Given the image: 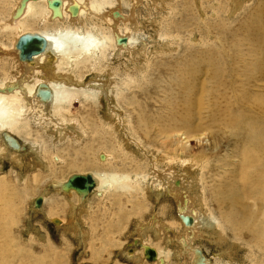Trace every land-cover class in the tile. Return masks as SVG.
<instances>
[{
	"label": "rangeland",
	"instance_id": "obj_1",
	"mask_svg": "<svg viewBox=\"0 0 264 264\" xmlns=\"http://www.w3.org/2000/svg\"><path fill=\"white\" fill-rule=\"evenodd\" d=\"M13 3L14 0L0 1V13L4 17ZM261 7H264V0H241V2L239 0H158L157 9L162 15H167L161 20L159 30L153 36L158 43L144 44L148 46L146 48L151 59L148 61L150 67L144 79L133 69L130 68L128 71L141 84L140 89H126L119 80L121 77V71L118 70L119 63L111 59L107 63L109 58L106 61L100 59L95 66L88 67L89 69L69 70L73 73L69 74L72 80L75 75L80 74V77L82 74L81 81L74 80L81 87H86L94 80L95 85L109 84L105 88L107 92H99L89 102L83 99L75 101L71 108L62 114L68 123H66L67 129L73 127L75 133L80 135V128L85 131V137H82L80 143L73 136L60 142L58 130L63 131L64 126L58 125L55 131L50 129L54 128L52 124H38L31 117L34 113H29L26 117L31 124L30 136L10 134L18 144L24 145L25 151L16 152L19 165L12 162L9 156L0 155V192H6L0 195V264H148L149 262L139 259L140 254L136 255L137 260L129 258L132 253L139 251L144 236L148 244L159 245L169 253H175L179 249L172 238L182 232V229L176 220L178 217L176 200L164 190L152 191L146 196L135 190L114 191L103 199L91 194L85 199L87 201L80 203L74 191H70V195L59 193L53 186V182L65 181L72 175H86L96 171L122 173L137 171L140 175L149 174L156 162L159 173L167 171L168 167V170H175L176 181L182 187L179 192L185 193L192 199L194 205L201 203L207 206L215 221L220 223L224 231L222 234L224 241L219 242L217 237L211 235L214 230L200 228L197 234L201 236L194 246L196 249L200 248L209 260L208 264H229L228 260L231 261L230 264H264V235L263 237L261 235L264 231V197L259 190H253L251 179L254 157L252 152L261 154V150L251 146V152L249 147V143H254L255 138L264 142V117L260 112L264 108V102L253 103L255 98L264 97V78L256 76L260 70H264V24L260 21L254 24L251 18L254 11ZM233 9L237 10L234 14H232ZM34 20L38 19H29L30 22L26 25L27 32L41 34L55 27L56 24L53 21L38 23ZM85 23L87 24V20ZM58 26L64 25L62 23ZM238 27L247 29L246 34ZM143 33L145 36L150 35L145 27ZM160 34L171 35L168 38L169 44L162 40L163 36ZM1 37L0 41L4 40V43L10 39L6 33L0 34ZM217 43L224 44L225 48L212 50L211 65L213 72L217 74L215 75L210 74L209 64L203 62L205 58L202 48H206L207 45L212 47L213 44L217 46ZM162 44L165 45L164 48ZM217 50L222 53H217ZM195 52L196 59H191L192 53ZM2 58L0 73L5 75L0 79L7 77L14 80L18 74L16 70L9 71L12 62ZM48 68L53 70V64L48 63ZM205 68L208 70L206 71ZM232 71L238 73V78H232ZM113 72L115 76L110 78L108 75ZM98 73H101V76H97ZM107 96L108 100H106ZM242 96L250 98L249 102L244 103L245 105L238 103L243 101L240 99ZM226 114L241 116V124L237 131L231 130L225 124ZM111 117L117 125L115 131L103 125L109 123ZM56 119L63 118L57 116ZM43 143H46L48 152H53L62 159L61 165L46 172L40 169L37 163L38 159H43L41 156ZM104 151L109 155L105 162L108 164L99 162L101 165L95 166L97 156ZM45 157L50 155L47 153ZM31 159H33L32 164ZM38 172H41V176H37L39 183L37 185L33 181V176ZM46 192L47 200L41 206L43 209L40 207L38 211L34 206L35 201ZM34 210L38 211V214H35ZM49 217L65 222L60 228ZM69 221H74L78 226L76 234L69 229L71 227ZM143 223L146 230L142 228L141 232L137 230V226L144 225ZM141 234L143 238L139 237ZM228 248L233 250L229 256L226 253ZM170 256L165 264H177V261L181 264L183 262L190 264L188 257L184 256V259L180 257L177 260L173 254Z\"/></svg>",
	"mask_w": 264,
	"mask_h": 264
},
{
	"label": "bare ground",
	"instance_id": "obj_2",
	"mask_svg": "<svg viewBox=\"0 0 264 264\" xmlns=\"http://www.w3.org/2000/svg\"><path fill=\"white\" fill-rule=\"evenodd\" d=\"M4 2L5 0H0ZM54 1L59 2V7L58 8H53L52 3ZM157 1L158 0H14V3L9 6V12L8 14L4 17L3 14L0 13V34L6 33V35L10 36V39L4 43L3 41H0V59H9V62L11 63L9 66V71L10 69L16 70L15 72L18 74V76L14 77L15 79L11 80V78H4L0 79V98H7L14 102L15 107L17 112L22 113V115L17 118V119H0V155H3L5 157L9 156L11 158V161L18 164L19 159L16 154L19 150H24L25 147L24 145L16 144L13 145L11 143V136L10 134L13 135H22L25 134L26 136H30L31 132L30 127L31 124L29 122V118H26L29 116V113H34L33 116H31L33 119H35L38 124H52V127L50 129H57L58 125H63L64 130L59 131L58 134L60 137L58 138L59 141L61 142L64 139H68L69 136H73L75 140L80 143L82 137H85V131L81 130V135L79 133H75V130L73 127H69L67 129V122L64 120V116L62 115L63 113H66L69 108L73 105L75 101H80L83 99L85 102H89L93 97H96V95L99 92L106 93V89L109 84L106 86V84H101L97 83L98 85H95L96 81H92L93 83L88 84L86 87H81L80 84L78 83L79 81L82 80V74L79 77V75H75L73 77L74 81L70 78L69 70H76V69H89L88 67L90 66H95L100 59L107 60L108 61L114 60L117 63H119L118 70L121 71V77L119 78L120 82H122V85L126 87L128 90H134V89H140L141 84L138 83V80L132 75L128 73L129 69H133L134 71L138 72L141 74V78L144 79L147 71L150 67V64H148L149 61V51L146 48L144 44L149 43V44H157L158 40L153 37L155 32L159 30V26L161 23V20L166 17L167 14L162 15L160 10L157 9ZM170 1V0H169ZM228 1V0H227ZM241 2V0H239ZM192 2V1H191ZM232 2V1H231ZM235 2V1H233ZM246 2V1H245ZM198 4V2H197ZM203 4V2H202ZM241 4V3H240ZM6 5V4H5ZM177 5V4H176ZM193 5V4H192ZM230 5V4H229ZM233 5V3H232ZM174 6V5H173ZM145 7V8H143ZM175 7V6H174ZM178 7V6H177ZM180 7V6H179ZM198 7V6H197ZM200 7V6H199ZM233 7V6H232ZM241 7V5H240ZM73 8L77 9L76 16L72 14ZM160 8V7H159ZM227 8V7H226ZM164 9V8H162ZM239 9V8H238ZM253 9V8H252ZM194 10V9H193ZM232 10V9H231ZM234 10V9H233ZM168 11V10H166ZM237 10L235 9L234 12ZM172 12V11H171ZM170 12V13H171ZM200 12V11H199ZM165 13V12H164ZM175 13V12H174ZM231 13V12H230ZM201 14V13H200ZM204 14V13H203ZM202 14V15H203ZM212 14V13H211ZM171 15V14H170ZM214 15V14H213ZM248 15V14H247ZM242 16V15H241ZM250 16V15H249ZM171 17V16H169ZM178 17V16H177ZM38 19L37 21L34 20V22L38 23H43L45 22H55L56 24L54 25L55 27H52V29L59 27V24H62L66 26V24L71 25V26H88V25H96L101 31H103L106 35L110 37V42L108 44V47L106 51L97 59L88 62V63H83L80 66H67L65 65L59 58L56 56L52 55L51 53L41 55L39 53L38 55L34 56L30 61H21L19 60L18 52L15 49L16 42L18 39H20L22 36H26L27 34L30 35H40V33L37 32H27V27L26 25L29 24V19ZM175 18V17H174ZM180 18V17H179ZM233 18V17H232ZM240 18V17H239ZM252 21L254 24L256 22H261L264 24V7L259 8L258 10L254 11V14L251 16ZM248 23H249V18ZM87 20V24L85 21ZM168 20V19H167ZM33 21V20H32ZM165 21V20H164ZM236 22V21H235ZM66 23V24H65ZM243 23V22H242ZM247 23V24H248ZM147 24V25H146ZM237 24V23H235ZM181 25V24H180ZM238 25V24H237ZM260 25V24H259ZM236 26V25H235ZM148 32L150 35H144L143 30ZM201 27V26H200ZM245 27V26H244ZM239 30H242L243 33L246 34L247 29L241 27H238ZM152 32V33H151ZM239 32V31H238ZM160 33V32H159ZM152 34V35H151ZM163 36L162 40H165L168 43V38L171 36L170 34H160ZM5 36V35H3ZM159 36V35H158ZM220 36V35H219ZM245 36V35H244ZM249 36V35H248ZM6 38V37H5ZM162 38V37H160ZM236 38V37H235ZM251 39V37H249ZM258 38V37H257ZM261 38V36H260ZM2 37L0 38V40ZM8 39V38H7ZM159 39V38H158ZM176 39V38H175ZM255 39V38H254ZM253 39V40H254ZM161 40V39H160ZM217 40V39H216ZM231 41V40H230ZM237 41V40H236ZM241 41V38H240ZM245 41V38H244ZM245 43V42H244ZM165 44V43H164ZM169 44V43H168ZM217 46L212 45L210 47L209 45L206 46V48H202L204 52V60L203 62H207L210 66V74H216V72H213L212 65H211V56L213 54V49L215 48H225L224 44L217 43ZM257 44V43H256ZM166 45V44H165ZM162 44V47L165 46ZM258 45V44H257ZM159 46V45H158ZM157 46V47H158ZM228 46V45H227ZM241 46V45H239ZM263 46V45H262ZM148 47V46H147ZM169 47H172L169 45ZM176 47V46H174ZM231 47V46H230ZM161 49V47H158V49ZM164 48V47H163ZM162 48V49H163ZM166 48V47H165ZM178 48V47H177ZM167 49V48H166ZM150 50V49H149ZM154 50V49H153ZM174 50V49H173ZM226 50V49H225ZM247 50V49H245ZM244 50V51H245ZM249 50V49H248ZM162 51V50H161ZM164 51V50H163ZM211 51V53H210ZM258 51V50H257ZM166 52V51H165ZM173 52V51H172ZM197 52V51H196ZM196 52L192 53L191 59H196ZM154 53V51H153ZM152 53V54H153ZM156 53V52H155ZM210 53V55H209ZM217 53H222L221 51L217 50ZM151 54V55H152ZM157 54V53H156ZM164 54V53H163ZM167 54V53H166ZM225 54V53H224ZM247 54V51H246ZM150 55V56H151ZM226 55V54H225ZM128 56V57H127ZM243 56V55H242ZM264 56V54H263ZM156 57V56H155ZM241 57V56H240ZM122 58H125L123 60ZM225 58V57H224ZM246 58V57H245ZM249 58V57H248ZM189 59V61L191 60ZM240 59V58H239ZM151 60V59H150ZM251 60V59H250ZM259 60V59H258ZM3 61V60H2ZM154 61V60H153ZM188 61V62H189ZM246 61L249 60L247 59ZM254 61V60H253ZM1 62V61H0ZM4 62V61H3ZM244 62V61H243ZM48 63L51 65L53 64L54 69L48 68ZM115 63V62H114ZM116 63V64H117ZM150 63H152L150 61ZM5 64V63H4ZM3 64V65H4ZM130 64V65H129ZM242 64V63H241ZM251 64V63H250ZM256 64V63H255ZM232 65V64H231ZM239 65V64H238ZM112 66V65H110ZM235 66V65H234ZM237 66V65H236ZM258 66V65H257ZM4 67V66H3ZM8 67V66H7ZM91 68V67H90ZM234 68V67H233ZM246 68V67H245ZM1 69V68H0ZM204 68H202L203 70ZM224 69V68H223ZM2 70V69H1ZM55 70V72H54ZM187 70V69H186ZM207 71L208 69L205 68ZM222 70V69H221ZM6 71V70H5ZM8 71V70H7ZM242 71V70H241ZM249 71V70H248ZM170 72V71H168ZM186 72V71H185ZM224 72V71H223ZM226 72V71H225ZM229 72V71H228ZM6 73V72H5ZM13 73V71H12ZM11 73V74H12ZM15 73V74H16ZM249 73V72H247ZM73 74V73H71ZM76 74V73H74ZM115 73H110L108 76L110 78L114 77ZM227 74V73H226ZM250 74V73H249ZM4 73H0V78L4 76ZM97 76H101V73H98ZM105 76V75H104ZM107 76V77H108ZM212 76V75H211ZM221 76V75H220ZM232 78H238V73L235 71H232L231 73ZM246 76V74H245ZM248 76V75H247ZM261 78H264V70H260L258 72V75ZM79 77V78H76ZM251 77V76H250ZM249 78V77H248ZM253 79V78H252ZM139 80H141L139 78ZM259 81V80H258ZM76 82V83H75ZM176 82V81H175ZM191 82V81H190ZM238 82V81H237ZM114 83V82H113ZM112 83V84H113ZM253 83V82H252ZM194 84V83H193ZM263 84V83H262ZM180 85V84H179ZM232 85V84H231ZM230 85V86H231ZM264 85V84H263ZM103 86V87H102ZM225 86V85H224ZM101 87V88H100ZM183 87V86H182ZM204 87V86H203ZM120 88V87H119ZM112 89V88H111ZM238 89V88H237ZM240 89V88H239ZM253 89V88H252ZM257 89V88H256ZM202 90V89H201ZM206 90V89H205ZM264 90V88H263ZM44 91L48 92L49 94L45 95L41 94ZM209 91V90H208ZM260 91V90H259ZM184 92V91H183ZM209 93V92H208ZM102 94V93H101ZM199 94V93H198ZM237 94V93H236ZM264 94V93H263ZM106 95V94H105ZM104 95V96H105ZM111 95V94H110ZM235 95V94H233ZM248 95V94H247ZM239 96V95H238ZM114 97V96H113ZM202 97V96H200ZM235 97V96H234ZM194 98V97H193ZM199 98V97H198ZM238 98V97H237ZM264 98V97H263ZM263 98H255L253 100V103H263L264 99ZM109 97L107 96L108 100ZM242 102H238L239 104H244L246 102H249L250 100L249 96H242L240 97ZM189 100V99H188ZM191 100V99H190ZM252 101V100H251ZM224 102V101H223ZM226 103V102H225ZM211 104V103H210ZM189 105V104H188ZM230 105V103H229ZM245 105V104H244ZM240 106V105H237ZM257 106V105H256ZM37 107V108H36ZM214 107V106H213ZM228 108V107H227ZM258 108V107H257ZM193 109V108H192ZM221 109V108H220ZM224 109V108H223ZM240 109V108H239ZM252 109V108H250ZM246 110V109H245ZM112 112V111H111ZM250 112V111H249ZM262 113V116L264 117V108L263 110H260ZM109 113V112H108ZM107 113V114H108ZM118 113V112H117ZM114 114V113H113ZM121 114V113H120ZM208 114V113H207ZM210 114V113H209ZM215 114V113H214ZM72 115V114H71ZM111 115V114H109ZM119 115V113H118ZM117 115V116H118ZM255 115V113H254ZM58 117H62L63 119H56ZM67 116V115H66ZM116 116V115H115ZM122 116V115H121ZM218 116V115H217ZM251 116V114H250ZM55 117V119H54ZM179 117V116H177ZM254 117V116H252ZM260 117V116H259ZM258 117V119H259ZM106 118V117H105ZM104 118V119H105ZM113 117H111L112 119ZM121 118V117H120ZM241 116H235V114H229V116L226 114V117L224 119L225 124L227 127H229L231 130L234 129V131H237L239 129V125L241 124L240 121ZM255 118V117H254ZM253 118V119H254ZM79 119V118H78ZM122 119V118H121ZM246 119V118H245ZM32 120V119H31ZM110 120V119H109ZM118 120V119H117ZM257 120V119H256ZM108 121V120H107ZM120 121V120H118ZM123 121V120H122ZM80 122V121H79ZM104 122V121H103ZM127 122V121H126ZM223 122V121H222ZM67 123V124H66ZM101 123V121H100ZM99 123V124H100ZM123 123V122H122ZM129 123V122H128ZM127 123V124H128ZM30 124V125H29ZM125 124V123H124ZM70 125V124H69ZM73 125V124H72ZM104 127L105 125L109 130L115 131L116 129V122L114 119L110 120L109 123L103 124ZM120 125V124H119ZM215 125V124H214ZM244 125V124H243ZM123 126V125H122ZM83 127L86 128V126ZM131 127V124H130ZM213 127V125H212ZM223 127V125H222ZM46 128V127H45ZM84 128V129H85ZM106 128V127H105ZM167 128V127H166ZM49 129V128H48ZM79 130V128H77ZM97 129V128H96ZM103 129V128H102ZM222 129V128H221ZM225 129V128H224ZM46 130V129H44ZM62 130V129H61ZM86 130V129H85ZM98 130V129H97ZM176 130V129H175ZM226 130V129H225ZM47 131V130H46ZM49 131V130H48ZM87 131V130H86ZM93 131V130H92ZM95 131V130H94ZM117 131V130H116ZM228 131V130H227ZM239 131V130H238ZM54 132V131H53ZM52 132V134H53ZM108 132V131H107ZM121 132V131H120ZM177 132V131H176ZM229 132V131H228ZM233 132V131H232ZM264 132V131H263ZM57 133V132H56ZM105 133V132H104ZM174 133V132H173ZM246 133V132H245ZM37 134V133H36ZM87 134V133H86ZM96 134V132H94ZM178 134V133H177ZM238 134V133H235ZM234 134V136H235ZM243 134V133H241ZM240 134V135H241ZM89 135V134H88ZM92 135V134H91ZM97 135V134H96ZM106 135V134H105ZM120 135V134H119ZM163 135V134H162ZM246 134L243 135L245 137ZM56 136V135H55ZM54 136V137H55ZM95 136V135H94ZM93 136V137H94ZM107 136V135H106ZM121 136V135H120ZM168 136V135H167ZM250 136V135H249ZM185 137V136H184ZM229 137V136H228ZM240 137V136H239ZM242 137V136H241ZM242 137V138H243ZM57 138V137H55ZM92 138V137H91ZM115 138V137H114ZM122 138V137H121ZM120 138V139H121ZM14 139V138H13ZM84 139V138H83ZM98 139V138H97ZM119 139V138H118ZM173 139V138H172ZM181 139V138H180ZM235 139V138H234ZM239 139V138H238ZM247 139V137H246ZM15 140V139H14ZM35 140V139H34ZM96 140V139H95ZM110 140V139H109ZM116 140V139H115ZM245 140V139H243ZM17 141V140H15ZM25 142H28L24 140ZM58 141V140H57ZM126 141V140H124ZM177 141V140H176ZM246 141V140H245ZM254 143H249V147L251 149V146L258 147V149L261 150V154L253 151L251 149V152L253 153V159H252V165L251 169L253 170V174L251 175L252 179V187L254 188L253 190H259V193L264 197V142L259 140L258 138H255ZM53 142V141H52ZM51 142V143H52ZM76 142V143H77ZM102 142V141H100ZM119 142V141H118ZM184 142V141H183ZM240 142H244L240 140ZM36 143V142H35ZM124 143V142H123ZM74 144V143H73ZM85 144V143H84ZM91 144V143H90ZM120 144V143H119ZM238 144V143H237ZM69 145V144H68ZM75 146V145H74ZM87 146V145H86ZM125 146V145H124ZM185 146V145H184ZM128 148V147H127ZM84 149V148H83ZM41 150L43 152L41 153V156L43 159L37 161L38 167L42 169L44 172L50 171L51 168H54L55 166H59L62 163V159L59 155L53 153V152H48L46 149V143H43V146L41 147ZM89 150V149H88ZM119 150V149H118ZM123 150V149H122ZM126 150V148H125ZM131 149H129L130 151ZM240 150V149H239ZM128 151V152H129ZM123 152V151H122ZM126 152V151H125ZM24 153V152H23ZM32 153V152H31ZM30 153V154H31ZM34 153V152H33ZM32 153V154H33ZM49 154L50 157H45L46 154ZM58 153V152H57ZM127 153V152H126ZM237 153V151H236ZM19 154V153H18ZM24 156V155H23ZM84 156V154H83ZM108 154L106 151L101 152L99 156H97L96 159V165L99 166L100 163H105L107 162L108 159ZM31 157V156H30ZM165 157V156H164ZM242 158V157H241ZM4 159V158H3ZM6 159V158H5ZM34 159V158H33ZM31 159V164L32 160ZM1 160V159H0ZM22 160V159H21ZM26 160V159H25ZM169 160V159H168ZM243 160V158H242ZM246 160V158H245ZM6 161V160H5ZM163 161V160H162ZM249 161V160H248ZM35 163V162H34ZM157 163H155V166L153 165L152 171L149 174H144L140 175L137 171H132V172H120V171H112V172H119L121 174H126L131 178L132 181H134L133 189L136 192H141L145 196L148 195L149 192H154V191H159V192H164L169 193L172 197H174V200H176L177 204V213L178 217L176 215V220L177 224L182 229V232L177 234L174 238H172L176 244H177V249L175 253H169L165 248H162V246L159 245H150L147 243V239L143 238V234L139 235V237H142L143 239L140 242V248L138 252H135L134 254L132 253L129 258L136 259L137 254H140V260L144 262L147 261L149 262L144 255V249L145 247H150L154 249V251L157 254V259L155 262H149L153 264H165L167 261L170 259V255L173 254L177 260L180 259V257H188V260L190 261V264H208L209 260L203 255V253H200V248L196 249L194 246L195 244L197 245V240L200 239L199 236L197 235L200 228H205L207 230H214L212 231L211 235L213 237H217L218 241H224L225 239L223 238L222 234L224 231L221 228L220 223L215 221V218L212 216L210 210L208 207L202 205L199 203L198 205H194L192 199H190L185 193L179 192L182 190L181 185L179 182L176 181L175 177V170H168L167 171H161L162 173H159L157 169ZM20 164V163H19ZM18 164V165H19ZM29 164V163H28ZM75 164V162H74ZM106 165L108 163H105ZM123 164H125L123 162ZM86 165V164H85ZM21 166V165H20ZM27 166V165H26ZM36 167L35 165H33ZM76 166V164H75ZM82 166V165H81ZM87 166V165H86ZM169 166V165H167ZM189 166V165H188ZM191 166V165H190ZM23 167V166H22ZM25 167V166H24ZM37 167V168H38ZM110 167V166H109ZM172 167V166H171ZM174 167V164H173ZM245 167V166H244ZM243 167V168H244ZM249 167V166H248ZM33 168V167H31ZM175 168V167H174ZM186 168V167H185ZM190 168V167H189ZM199 168V167H198ZM30 169V168H29ZM138 169V168H137ZM184 169V168H183ZM245 169V168H244ZM23 170V169H22ZM164 170V169H163ZM192 170V169H191ZM184 171V170H183ZM106 171H96L95 173H91L89 175L92 176L94 182H95V187L93 191L89 194L86 195H76L79 198V202L83 203L84 201H87V197L91 194H96V196L100 197L103 199L104 196H107L109 193H105L101 195V188L100 184L97 180V174L104 173ZM189 172V171H188ZM197 172V171H196ZM22 173V172H21ZM20 173V174H21ZM182 173V172H181ZM184 173V172H183ZM18 174V173H17ZM179 174V173H178ZM200 174V173H199ZM198 174V175H199ZM80 175H85V174H80ZM87 175V174H86ZM177 175V174H176ZM191 175V174H190ZM37 176H41V172H38L37 174H34L33 176V181L35 183H38ZM20 177H23L20 175ZM69 178V177H68ZM67 178V180H68ZM197 178V177H196ZM184 179V178H183ZM191 179V178H190ZM56 181L53 182V186L55 189L60 193L63 192L65 194L70 195V190L69 192H64L62 189L64 188V185L66 181ZM194 180V179H193ZM196 180V179H195ZM25 181V180H24ZM192 181V180H191ZM181 182V180H180ZM187 182V181H186ZM185 184V183H184ZM175 185V187H174ZM51 186V184H50ZM259 189H258V187ZM38 187V186H37ZM187 188V187H186ZM48 189V188H46ZM195 190V189H194ZM47 191V190H46ZM55 191V190H54ZM134 191V193H136ZM186 192V191H184ZM111 193V192H110ZM180 193V194H179ZM6 194L5 191H1L0 195ZM127 194V193H126ZM156 194V193H155ZM112 195V194H110ZM128 195V194H127ZM152 195V194H151ZM158 195V194H157ZM47 192L45 194H42L40 197L37 199L41 200L40 206H36L35 202V209L40 211V207L42 206L43 203L46 202L47 198ZM141 196V195H140ZM153 196V195H152ZM151 196V197H152ZM109 197V196H108ZM121 197H123L121 195ZM134 197V196H133ZM139 197V196H138ZM49 198V197H48ZM65 198V197H64ZM67 198V197H66ZM112 198V197H111ZM124 198V197H123ZM153 198V197H152ZM162 198V196H161ZM121 199V198H120ZM143 199V198H142ZM147 199V198H146ZM158 199V198H157ZM172 199V198H171ZM64 200V199H62ZM140 200V199H139ZM138 200V201H139ZM156 200V199H155ZM65 201V200H64ZM106 201V200H105ZM104 202V201H103ZM121 202V201H120ZM123 202V201H122ZM141 202V201H140ZM139 202V203H140ZM174 202V201H173ZM108 203V202H107ZM127 203H129L127 201ZM259 203V202H258ZM68 204V203H67ZM104 204V203H103ZM69 205V204H68ZM77 205V204H76ZM75 205V206H76ZM108 205V204H107ZM129 205V204H128ZM144 205V204H143ZM56 206V205H54ZM73 206V204H72ZM78 206V205H77ZM81 206V205H80ZM109 206V205H108ZM142 206V204H141ZM44 207V206H43ZM74 207V206H73ZM86 207V206H85ZM132 207V206H131ZM135 207V206H134ZM260 207V206H256ZM42 208V207H41ZM83 208V207H82ZM105 208V207H104ZM260 207L259 209H261ZM43 209V208H42ZM86 209V208H84ZM258 209V208H257ZM258 209V210H259ZM75 210V209H74ZM89 210V209H88ZM87 210V212H88ZM263 210V209H262ZM261 210V211H262ZM18 211V210H17ZM35 211V210H34ZM38 211H35V214H38ZM50 211V209H49ZM62 211V210H61ZM68 211V210H67ZM82 211V210H80ZM138 209L136 208V212ZM264 211V210H263ZM70 212V211H69ZM79 211H77L78 213ZM90 212V211H89ZM40 213V212H39ZM63 213V212H62ZM76 213V215H77ZM139 213V212H138ZM137 213V214H138ZM259 213V212H258ZM44 214V213H43ZM42 214V215H43ZM48 214V213H47ZM136 214V213H135ZM176 214V213H174ZM263 215V214H262ZM69 216V214L67 215ZM71 216V215H70ZM135 216V215H134ZM154 217V215H152ZM151 216V217H152ZM259 216V214H258ZM47 217V216H46ZM152 217V218H153ZM182 217H188L192 219V224H189L187 222H183L181 219ZM228 217V216H227ZM44 218V217H43ZM50 218V217H49ZM79 218V216H78ZM229 218V217H228ZM264 218V217H263ZM51 221H54L55 225H58L60 228L64 224L65 221H62L61 219H55V218H50ZM49 219V220H50ZM157 219V217H156ZM75 221V218L73 219ZM80 220V219H79ZM74 221H69L70 226L69 229L73 230L75 234L77 233L78 226ZM152 221V220H151ZM76 222V221H75ZM81 222V221H80ZM258 222V221H257ZM68 223V222H67ZM68 223V224H69ZM155 223V222H154ZM53 224V225H54ZM79 224V223H78ZM144 224V223H143ZM148 224V223H147ZM54 225V226H55ZM136 225V224H135ZM152 225V223L150 224ZM156 225L157 221H156ZM154 225V226H156ZM168 225V224H167ZM57 226V227H58ZM85 226V225H84ZM149 226V225H148ZM68 227V226H67ZM145 227L144 225L138 224L137 230H142V228ZM59 228V229H60ZM65 228V227H63ZM134 228V227H133ZM262 228V227H261ZM145 229V228H144ZM168 229V228H167ZM64 230V229H62ZM69 230V231H70ZM83 230V229H82ZM146 230V229H145ZM66 231V230H65ZM64 231V232H65ZM33 232V231H32ZM139 232V231H138ZM137 232V233H138ZM142 232V231H141ZM147 232V231H146ZM155 232V231H154ZM153 232V233H154ZM170 232V231H169ZM214 232V234H213ZM256 232V231H255ZM66 233V232H65ZM68 233V232H67ZM140 233V232H139ZM160 233V232H159ZM258 233V232H257ZM70 234V233H69ZM162 234V233H161ZM173 234V233H172ZM245 234V233H244ZM249 234V233H248ZM80 235V234H79ZM82 235H86L83 234ZM167 235V234H166ZM247 235V234H246ZM262 237L264 235L261 233ZM137 236V235H136ZM172 236V235H171ZM205 236V235H204ZM76 237V236H75ZM87 237V236H85ZM74 238V237H73ZM78 238V237H77ZM76 238V239H77ZM212 238V237H211ZM82 239V238H80ZM86 239V238H85ZM259 239V238H258ZM165 240V239H164ZM171 242V239H169ZM204 240V239H201ZM213 240V239H212ZM217 241V239H214ZM82 241V240H81ZM200 241V240H199ZM160 242V241H158ZM166 242V240H165ZM211 242V241H210ZM209 242V243H210ZM262 242V241H261ZM78 243V242H77ZM161 243V242H160ZM200 243V242H199ZM207 243V242H206ZM208 243V244H209ZM230 244V243H229ZM199 245V244H198ZM170 246V245H168ZM173 246V245H172ZM171 246V247H172ZM212 246V245H210ZM227 246V245H226ZM164 247V245H163ZM174 247V246H173ZM233 247V245H232ZM235 247V246H234ZM239 247V246H238ZM170 248V247H169ZM214 248V247H213ZM212 249V248H211ZM225 249V248H224ZM222 249V251H224ZM232 248L227 249V255L229 256L233 250ZM260 249V248H259ZM239 250V249H238ZM171 251V250H170ZM220 251V250H219ZM236 249L234 250V252ZM85 252V251H84ZM131 252V251H130ZM172 252V251H171ZM202 252V251H201ZM216 252V251H215ZM218 252V251H217ZM221 252V251H220ZM262 252V251H261ZM215 254V253H214ZM221 254V253H220ZM240 254V253H239ZM243 254V253H242ZM241 254V255H242ZM217 255V254H216ZM224 255V254H223ZM219 256V255H218ZM204 257V259H203ZM240 257V256H239ZM243 257V256H242ZM236 258V257H235ZM242 259V258H241ZM172 260V259H171ZM227 260V259H226ZM236 260V259H235ZM243 260V259H242ZM249 260V259H248ZM171 262V261H170ZM188 262V261H187ZM230 260H228V263L230 264ZM138 263V262H137ZM148 263V264H149ZM184 263V262H183ZM182 263V264H183ZM243 263V262H242ZM177 264H181L179 261H177ZM217 264V263H215ZM232 264V263H231ZM252 264V263H251Z\"/></svg>",
	"mask_w": 264,
	"mask_h": 264
},
{
	"label": "clouds",
	"instance_id": "obj_3",
	"mask_svg": "<svg viewBox=\"0 0 264 264\" xmlns=\"http://www.w3.org/2000/svg\"><path fill=\"white\" fill-rule=\"evenodd\" d=\"M38 38L44 42L41 55L51 53L67 66H80L99 58L110 42V37L96 25L56 27L42 32ZM21 115L14 102L0 98V119H17ZM96 178L101 195L114 191L128 192L134 185L129 176L119 172L100 173Z\"/></svg>",
	"mask_w": 264,
	"mask_h": 264
},
{
	"label": "water",
	"instance_id": "obj_4",
	"mask_svg": "<svg viewBox=\"0 0 264 264\" xmlns=\"http://www.w3.org/2000/svg\"><path fill=\"white\" fill-rule=\"evenodd\" d=\"M26 1V0H25ZM53 8H58L59 7V2L54 1L52 3ZM77 9L73 8L72 14L76 16ZM39 35H30L27 34L26 36H22L18 41L16 42L15 49L18 52L19 60L21 61H30L34 56L38 55L39 53L42 52V45L43 41L38 38ZM44 96L49 94L48 92L44 91L43 93ZM11 143L13 145H16L17 142L11 137ZM95 187V182L92 178L91 175H72L68 178L66 181L64 188L62 191L64 192H69L70 190H73L77 193V195H86L89 194L93 191ZM36 206H40L41 200L37 199L36 201ZM35 206V205H34ZM183 222H187L189 224H192V219L188 217H182L181 218ZM202 254V252L200 251ZM144 255L145 258L149 262H155L157 259V254L154 251V249L150 247H145L144 249ZM204 259V257H203Z\"/></svg>",
	"mask_w": 264,
	"mask_h": 264
}]
</instances>
